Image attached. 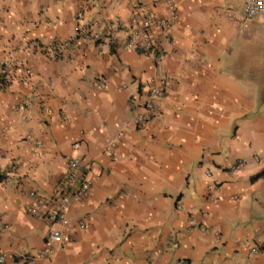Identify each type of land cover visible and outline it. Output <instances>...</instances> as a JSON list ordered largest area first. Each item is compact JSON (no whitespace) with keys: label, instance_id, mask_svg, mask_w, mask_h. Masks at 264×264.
<instances>
[{"label":"crops","instance_id":"1","mask_svg":"<svg viewBox=\"0 0 264 264\" xmlns=\"http://www.w3.org/2000/svg\"><path fill=\"white\" fill-rule=\"evenodd\" d=\"M169 1L157 51L127 48L132 18ZM263 22L239 0H0L3 264H264ZM149 82L164 96L136 126ZM70 158L89 195L64 225L28 214Z\"/></svg>","mask_w":264,"mask_h":264},{"label":"built area","instance_id":"2","mask_svg":"<svg viewBox=\"0 0 264 264\" xmlns=\"http://www.w3.org/2000/svg\"><path fill=\"white\" fill-rule=\"evenodd\" d=\"M244 7V13L247 18L253 17L264 11V0H239ZM178 18L176 6L172 1L167 4V15L164 18H157L153 13H148L141 20L138 17L132 18L130 22V31L126 43L127 48H136L147 55L154 54L158 46L153 42L151 33L154 29L161 30L164 37L167 38L169 26ZM95 86L103 87L102 82H96ZM165 87L162 83L155 84L149 82L145 85V94L142 101L137 106V112L133 123L138 126L147 122L156 113V101L164 96ZM115 145V140L108 142L106 152H110ZM74 149H79L80 144H73ZM238 162L234 168L241 167ZM89 166L81 159L70 158L67 161V170L64 178L56 184L53 194L47 201H42L38 194L30 192V197L34 200V206L27 208V213L40 217L51 224L64 225L67 220V214L72 206L87 197L91 190L89 179ZM86 222L82 220L78 226L80 229L86 227ZM50 240L60 244L64 241V234L58 229L50 231ZM54 248L46 246L38 255L39 258H50L54 255ZM5 255L0 253V264L5 262Z\"/></svg>","mask_w":264,"mask_h":264},{"label":"rangeland","instance_id":"3","mask_svg":"<svg viewBox=\"0 0 264 264\" xmlns=\"http://www.w3.org/2000/svg\"><path fill=\"white\" fill-rule=\"evenodd\" d=\"M258 38H259V40L261 42V47H262L261 52L263 53V58H264V22L261 25L260 36L258 35Z\"/></svg>","mask_w":264,"mask_h":264},{"label":"trees","instance_id":"4","mask_svg":"<svg viewBox=\"0 0 264 264\" xmlns=\"http://www.w3.org/2000/svg\"><path fill=\"white\" fill-rule=\"evenodd\" d=\"M0 85H1V86H4V85H5L4 81H2L1 79H0ZM263 175H264V172H262L261 174L255 176V179H259V178L262 177Z\"/></svg>","mask_w":264,"mask_h":264}]
</instances>
